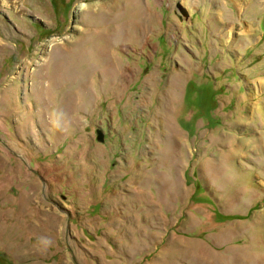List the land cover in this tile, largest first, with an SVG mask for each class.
I'll return each instance as SVG.
<instances>
[{
	"label": "rangeland",
	"instance_id": "374dc122",
	"mask_svg": "<svg viewBox=\"0 0 264 264\" xmlns=\"http://www.w3.org/2000/svg\"><path fill=\"white\" fill-rule=\"evenodd\" d=\"M0 264H264V0H0Z\"/></svg>",
	"mask_w": 264,
	"mask_h": 264
},
{
	"label": "water",
	"instance_id": "95a60500",
	"mask_svg": "<svg viewBox=\"0 0 264 264\" xmlns=\"http://www.w3.org/2000/svg\"><path fill=\"white\" fill-rule=\"evenodd\" d=\"M97 138L99 139V140H104V137H103V134L101 133V132H99V130H97Z\"/></svg>",
	"mask_w": 264,
	"mask_h": 264
},
{
	"label": "bare ground",
	"instance_id": "6f19581e",
	"mask_svg": "<svg viewBox=\"0 0 264 264\" xmlns=\"http://www.w3.org/2000/svg\"><path fill=\"white\" fill-rule=\"evenodd\" d=\"M81 6L86 7L87 5H86L85 3H81L80 8H81ZM131 26H132V24H131ZM126 29H127V28H126ZM131 29H132V28H131ZM131 29H129V30H131ZM131 31H132V30H131ZM109 74L111 75V71H110Z\"/></svg>",
	"mask_w": 264,
	"mask_h": 264
}]
</instances>
